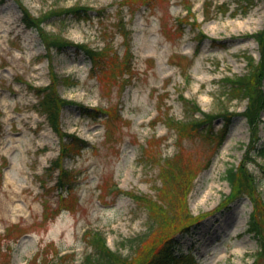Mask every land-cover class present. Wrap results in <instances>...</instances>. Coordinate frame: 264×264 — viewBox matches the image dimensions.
Here are the masks:
<instances>
[{
    "label": "rangeland",
    "instance_id": "obj_1",
    "mask_svg": "<svg viewBox=\"0 0 264 264\" xmlns=\"http://www.w3.org/2000/svg\"><path fill=\"white\" fill-rule=\"evenodd\" d=\"M17 1L0 0V264H84L91 251L86 228L100 230L123 256H139L146 247L144 259L178 242L175 253L191 249L196 264L252 262L259 245L246 227L254 200L244 191L231 197L225 175L247 158L258 202L264 158L245 157L254 138L243 114L247 98L227 93L226 80L260 59L255 33L264 26V0H19L43 18L49 44L22 23ZM75 6L87 16L66 11ZM188 7L193 13L185 15ZM56 38L71 43L51 44ZM52 71L76 79L58 85L68 101L60 123L87 142L62 160L74 181L61 210L57 172L47 169L60 140L33 92L50 82ZM193 102L214 115L213 133L231 116L219 143L207 123L182 139L169 127V118L202 117ZM260 118L258 146L264 107ZM168 160L191 177L187 209L199 219L189 233H174L183 225L177 221L150 223L147 208L128 196L157 199ZM115 185L122 191L111 190Z\"/></svg>",
    "mask_w": 264,
    "mask_h": 264
},
{
    "label": "trees",
    "instance_id": "obj_2",
    "mask_svg": "<svg viewBox=\"0 0 264 264\" xmlns=\"http://www.w3.org/2000/svg\"><path fill=\"white\" fill-rule=\"evenodd\" d=\"M18 5L21 9L22 16L21 21L26 27H35L38 29L41 38L47 44V36L43 33V28L41 26L43 18L33 17L26 7L18 0ZM188 13H191L188 7ZM67 12H72V16L77 19H81L87 16V11L83 7H71L66 9ZM190 17V16H189ZM187 17H182V20H187ZM182 22V21H180ZM196 24V22H194ZM118 29L122 34L125 35L126 32L125 25L120 19L118 23ZM255 38L260 46L261 56L256 64H253L250 60L248 62L249 69L243 75L236 76L234 78L227 77L226 82L228 83L227 93H231L232 97L238 98L242 96L247 98V105L243 111L249 126L251 128V133L254 138H252L246 149L245 157L249 160H256V158H264V143L258 146L257 136L255 137L256 131L258 130V125L261 122L260 112L264 107V89L262 88V79L264 77V26L261 30L255 33ZM51 44H55L59 47L70 44V41L55 39L50 40ZM52 46V45H51ZM79 47L87 48L86 45L80 44ZM90 54L94 63H97L95 58L96 54L90 49H86ZM49 56V55H48ZM76 79L66 75L60 76L56 72L52 71L50 83L42 87H34L33 92L37 97L38 109L45 114L47 122L52 130L58 134L60 140V153L53 159L50 165L47 167L50 171L57 170V176L55 181V187L60 189L59 203L57 208L64 207L60 205V201L64 198L63 194H67L73 188L74 174L72 171L63 166L62 159L64 156L70 153V151H77L82 149L87 142L78 136L67 133L62 130L60 123V114L68 101L61 96L58 91V85L60 83L72 85L75 84ZM197 106L196 103H192ZM84 112L88 115L94 117L96 110L89 108H84ZM202 117H192L187 120L169 118V127H174L177 131L178 139L185 137H191L197 129H200L205 123L209 124L214 115L206 113L200 110ZM231 116L227 115L222 126L216 133L212 132V126L210 127L209 133L217 136V143H219L227 130L230 123ZM167 123V121H166ZM146 152V150L144 151ZM149 154V153H146ZM247 158L243 159L239 165H232L226 169L225 178L231 186V197L234 193L246 192L248 195L252 196L254 200V208L250 214L248 224L246 227L247 232H253L254 236L257 238L259 249L255 253L254 260L252 264H264V232H263V221L264 213L262 212L261 206H264V199H259L258 202L253 194H255L256 185L254 183V177L248 171ZM164 161V160H163ZM261 168L264 171V164H261ZM190 175V174H189ZM160 177H161V188L160 195L157 199L146 196L139 195L134 197L132 193L128 192V195L137 199L140 204L145 206L148 210V215L150 217V223H155L158 226L164 225L168 222L178 224H183L174 229V233L179 231H188L190 226L198 221V217L193 216L187 209V191L189 184L191 182V177L187 176V173H183L176 163L172 161H165L160 167ZM118 190L117 192H119ZM127 193V192H126ZM66 194V196H67ZM261 200V201H260ZM169 209L174 211H180L177 213L170 214ZM264 211V210H263ZM87 242L90 243L91 251L84 255V264H194V258L187 254L175 255L173 249L175 244L166 243L160 250L154 252L149 257L144 258V250L139 256H123L119 252L112 250L107 244L105 235L97 230H88L86 233ZM149 250L153 251L152 247ZM57 263V262H56ZM55 263V264H56Z\"/></svg>",
    "mask_w": 264,
    "mask_h": 264
}]
</instances>
